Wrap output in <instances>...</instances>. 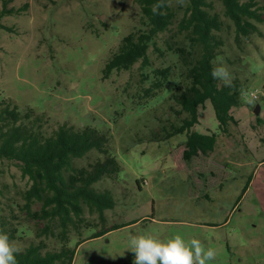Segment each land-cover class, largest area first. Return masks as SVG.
Instances as JSON below:
<instances>
[{
	"label": "rangeland",
	"instance_id": "rangeland-1",
	"mask_svg": "<svg viewBox=\"0 0 264 264\" xmlns=\"http://www.w3.org/2000/svg\"><path fill=\"white\" fill-rule=\"evenodd\" d=\"M25 3L26 10L2 19L10 29L0 27V96L45 113L51 126L109 130L123 164V200L107 213L111 222L125 225L81 243L74 264H132L128 237L145 233L199 239L217 253L209 264H264V24L263 35L250 41L251 75L242 104L233 108L237 122H230L229 133H219L209 156L188 162L182 158L183 136L145 138L151 107H132L121 91L132 70L103 78L111 51L139 24L134 0L11 5ZM199 119L198 132L219 131L210 100L200 106ZM25 185L16 166L0 160V186L7 194Z\"/></svg>",
	"mask_w": 264,
	"mask_h": 264
},
{
	"label": "trees",
	"instance_id": "trees-1",
	"mask_svg": "<svg viewBox=\"0 0 264 264\" xmlns=\"http://www.w3.org/2000/svg\"><path fill=\"white\" fill-rule=\"evenodd\" d=\"M11 2L2 0L1 28L10 29L2 21L6 15L29 7L15 8ZM134 2L139 24L111 51L103 78L132 70L121 91L132 107H151L147 125L152 127L145 138L162 142L181 135L184 160L209 156L219 133H229L230 122H237L233 108L242 104L251 75L250 41L263 35L264 2L188 0L181 7L172 0L161 10L164 15L151 11L157 0ZM221 60L234 76L233 88L210 75ZM207 100L219 131L201 133L194 127ZM0 160L12 163L26 179L25 187L10 195L0 186V229L23 249L18 264H74L81 243L125 225L111 222L107 213L123 200V164L109 130L67 122L51 126L45 113L0 96Z\"/></svg>",
	"mask_w": 264,
	"mask_h": 264
},
{
	"label": "clouds",
	"instance_id": "clouds-1",
	"mask_svg": "<svg viewBox=\"0 0 264 264\" xmlns=\"http://www.w3.org/2000/svg\"><path fill=\"white\" fill-rule=\"evenodd\" d=\"M188 0H176L181 7L187 5ZM172 0H157L151 6L153 15H164L161 11L171 6ZM223 87H234V76L227 63L223 60L213 65L210 73ZM242 95H245L242 93ZM255 94L248 99L252 103ZM23 249L9 234L0 229V264H18L17 255ZM128 251L134 256L132 264H209L217 253L211 247H206L199 239L185 240L180 234L167 239H161L153 234H130L128 237Z\"/></svg>",
	"mask_w": 264,
	"mask_h": 264
},
{
	"label": "water",
	"instance_id": "water-1",
	"mask_svg": "<svg viewBox=\"0 0 264 264\" xmlns=\"http://www.w3.org/2000/svg\"><path fill=\"white\" fill-rule=\"evenodd\" d=\"M256 111H257V112L259 111V106L256 107Z\"/></svg>",
	"mask_w": 264,
	"mask_h": 264
},
{
	"label": "built area",
	"instance_id": "built-area-1",
	"mask_svg": "<svg viewBox=\"0 0 264 264\" xmlns=\"http://www.w3.org/2000/svg\"><path fill=\"white\" fill-rule=\"evenodd\" d=\"M255 98H256V95H255Z\"/></svg>",
	"mask_w": 264,
	"mask_h": 264
}]
</instances>
